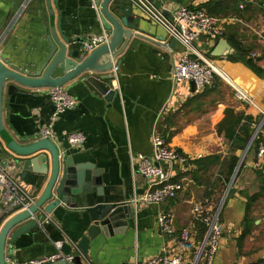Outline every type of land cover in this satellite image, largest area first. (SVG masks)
<instances>
[{
    "label": "crops",
    "instance_id": "crops-1",
    "mask_svg": "<svg viewBox=\"0 0 264 264\" xmlns=\"http://www.w3.org/2000/svg\"><path fill=\"white\" fill-rule=\"evenodd\" d=\"M92 1L51 0L55 28L61 40L64 41V35L76 39V46L82 48L80 39L105 28L100 9L93 7ZM222 1H229L230 6ZM152 3L168 14L180 5L210 4L213 14L223 18L221 38L227 39L232 50L229 55L212 56L217 43L205 44L202 39L198 46L208 50V56L264 111V73L259 74L246 62L250 56L254 57L264 71V0H152ZM111 10L121 15L135 13L141 32L129 40L117 57V71L106 72L111 78L102 81L99 79L102 73L86 71L64 85L77 98V107L52 121L54 103L48 87L20 86L11 94L5 89L3 122L16 139H37L40 127L50 125L56 134L55 141L66 155L72 156L75 175L80 170L78 166H83L82 170L87 168L91 174L100 171L104 183L101 195L92 190L79 200L78 207L62 204L48 214L39 211L38 215H44L41 224L21 234L13 243L9 238L21 224L12 228L6 247L8 261L60 255L59 243L65 240L77 243L87 234L92 221L83 207L100 202L122 203L132 216L128 225L119 223L113 226V233L102 232L92 239L88 253L81 259L84 264H135L164 252H177L185 227L193 233L194 247L184 253V264H204L200 247L206 237V226L193 213L197 204L204 206L205 214L219 213L224 227L213 264L263 261L264 168L258 165L257 152L251 145L256 137L264 138V117L254 125V139L244 150L235 152L240 160L226 180L220 175V164L234 152L229 139L224 133L219 134L218 125L227 108H233L235 113H251L248 103L238 100L233 88L220 78L206 86L212 91L205 98L197 97L203 90L192 92L190 83L176 84L172 70L184 46L133 0H116ZM50 36L47 0H0V56L20 69L36 71L46 61ZM107 85L111 87L109 92ZM161 125L171 136L161 131ZM75 131L83 132L85 141L71 146L67 135ZM155 131L189 159L185 165L161 164L171 179L181 184V189L175 198L150 204L139 199L152 179L140 172L138 155H152ZM213 155L220 164L195 162ZM7 160L5 167L0 166L24 190L39 197L43 188L31 184L30 176L22 177V165L11 158ZM205 165L209 166L205 168ZM10 205L0 201V217ZM163 212L173 217L172 233H166L159 225L158 217ZM73 253L78 254L76 248Z\"/></svg>",
    "mask_w": 264,
    "mask_h": 264
},
{
    "label": "water",
    "instance_id": "water-1",
    "mask_svg": "<svg viewBox=\"0 0 264 264\" xmlns=\"http://www.w3.org/2000/svg\"><path fill=\"white\" fill-rule=\"evenodd\" d=\"M115 1L96 0L104 27L111 32V36L107 42L89 53L76 46V39H70L65 35L64 41L60 39L55 28L51 0H47L51 14V48L41 68L28 72L0 56V165L5 167L8 164L7 159H13L16 164L22 165V177L30 176L31 184L37 189L43 188L36 202L28 209H22L21 204L10 205L0 217V264H11L6 256V247L12 228L21 224L9 238L11 243L21 234L41 224L44 215H38L39 211L43 210V214H48L62 204L78 207L79 200L85 199L92 190L95 189L101 195L104 184L100 171L91 174L87 168L83 171V166H78L80 170L78 169L75 175L76 167L72 156L66 155L55 140L48 137L29 141L16 139L3 122L2 105L5 89L11 94L21 88L20 86L31 88L64 86L86 71L102 73L99 76L102 81L111 78L106 72L113 70L117 57L123 52L129 40L137 32H141L135 13L124 12L121 15L111 10V4ZM231 50L227 39L220 38L211 55H229ZM190 84L191 91L196 92V83L191 81ZM210 86L211 84L207 85ZM109 91L111 87L107 85L106 92ZM254 137L255 134L252 135L251 140ZM83 209L89 213L92 221L87 234L77 242V246L71 241L61 242L59 247L61 256L48 264H84L81 253L74 254L73 249L78 247L82 253L87 254L92 239L102 232L113 233L115 231L113 226L119 223L123 224L122 226L128 225V218L132 216V212L122 203L100 202ZM70 256L72 258L68 259Z\"/></svg>",
    "mask_w": 264,
    "mask_h": 264
},
{
    "label": "built area",
    "instance_id": "built-area-1",
    "mask_svg": "<svg viewBox=\"0 0 264 264\" xmlns=\"http://www.w3.org/2000/svg\"><path fill=\"white\" fill-rule=\"evenodd\" d=\"M133 1L139 5L152 21L163 27L171 38L176 39L184 46V51L175 61L172 70V78L176 84H187L194 81L197 85V90L202 91L208 84H212L217 78H220L233 88L238 100L247 102L248 106L256 107L262 112L264 117V111L255 103L254 98L242 87L237 85L229 73L217 65L198 46V43L202 39H205V44L209 42L217 43L223 33V18L210 14L201 6L180 5L168 14L149 0ZM92 5L93 7L99 8L96 0L92 1ZM110 36L111 32L104 28L100 33L80 39L82 49L89 53L99 45L107 42ZM113 70L114 72L117 71L116 65ZM114 80L116 81V79ZM48 88L54 103V111L51 117L52 121L57 120L66 110L77 107V98L72 96L64 86H51ZM38 136L39 138L48 137L56 140L54 128L50 125L40 127ZM67 141L71 146L79 145L85 141V135L80 131L71 132L67 135ZM152 142L154 150L151 156L143 153L138 155L140 159V172L152 179L147 191L139 199L146 203L159 204L167 199L175 198L181 189V184L172 180L171 175L168 174L161 164L177 162L185 165L189 158L170 146L165 137L158 131L154 132ZM257 158L258 165L264 168V141L258 146ZM36 200V197L23 189L17 179L0 166V201L11 205L21 204L22 209H28ZM203 212V205H195L193 213L207 226L206 237L200 247V255L204 258V264H213L214 258L221 246L224 227L219 221V213L205 214ZM158 222L166 233L174 232L175 228L171 214L164 212L159 214ZM192 235L193 233L190 228H183L181 230L179 251L171 253L164 252L161 255L151 257L142 262H136L135 264H184V253L194 247ZM74 244L76 245L77 243ZM60 246L61 243H59ZM76 249L78 253H81L82 256L84 255L78 247ZM60 256L61 254L47 255L24 262L12 261L10 263L48 264ZM70 258L72 256L68 259ZM253 264H264V260Z\"/></svg>",
    "mask_w": 264,
    "mask_h": 264
},
{
    "label": "trees",
    "instance_id": "trees-1",
    "mask_svg": "<svg viewBox=\"0 0 264 264\" xmlns=\"http://www.w3.org/2000/svg\"><path fill=\"white\" fill-rule=\"evenodd\" d=\"M222 2L227 3L230 6L229 1H222ZM126 3H127L126 5L129 6L130 2L127 1ZM122 8L126 9V6L125 7L122 6ZM204 8L210 14L214 15L213 14L214 12L212 11L210 4H207ZM209 56L212 58L210 54ZM257 60L258 59H255L254 57L250 56L248 59H246V62L253 70L258 72L259 74H263L264 71L257 66L256 63ZM210 91L212 90L205 88L203 90V93L198 94L197 97L205 98ZM248 109L251 111V113H245V112L235 113V110L233 108H227L225 110L224 119L218 125L219 134L224 133L225 137H227L231 142V152L234 153L231 155L230 159H227L226 161L220 164L218 157L216 155L215 156L213 155L210 157L200 158L195 162H197L198 164H202V163L205 164L211 163L212 165L220 164V168H221L220 175L225 176V179L229 180L230 176L234 173L238 165V162L240 160L239 156H237L235 152H237L238 150H244L247 147L254 132V125L259 124V122L263 118V114L256 107L248 106ZM162 126L164 127V125H161V129H162L161 131H163L164 134L171 136V133L167 130V128L163 130ZM262 141H264V138L262 137L259 138L256 137L253 140L251 146L255 147L256 152L258 151V146ZM208 166L209 165H205L204 167L206 168ZM204 225L206 226L205 223ZM206 230H207V226H206Z\"/></svg>",
    "mask_w": 264,
    "mask_h": 264
},
{
    "label": "rangeland",
    "instance_id": "rangeland-1",
    "mask_svg": "<svg viewBox=\"0 0 264 264\" xmlns=\"http://www.w3.org/2000/svg\"><path fill=\"white\" fill-rule=\"evenodd\" d=\"M206 55H208V50L206 51V50H204L203 51ZM255 131V130H254ZM254 133V132H253Z\"/></svg>",
    "mask_w": 264,
    "mask_h": 264
}]
</instances>
